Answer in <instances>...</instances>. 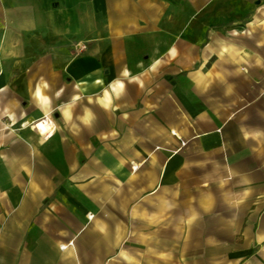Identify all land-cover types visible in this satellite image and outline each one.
<instances>
[{
  "label": "crops",
  "instance_id": "1",
  "mask_svg": "<svg viewBox=\"0 0 264 264\" xmlns=\"http://www.w3.org/2000/svg\"><path fill=\"white\" fill-rule=\"evenodd\" d=\"M0 264H264V0H0Z\"/></svg>",
  "mask_w": 264,
  "mask_h": 264
},
{
  "label": "built area",
  "instance_id": "2",
  "mask_svg": "<svg viewBox=\"0 0 264 264\" xmlns=\"http://www.w3.org/2000/svg\"><path fill=\"white\" fill-rule=\"evenodd\" d=\"M48 118H49V117H48ZM49 120H50V119H49ZM49 134H50V132H48V135H49ZM48 135H45L44 137H45V138H48V137H49Z\"/></svg>",
  "mask_w": 264,
  "mask_h": 264
}]
</instances>
